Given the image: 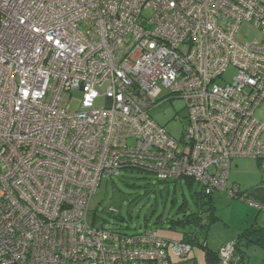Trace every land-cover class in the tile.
I'll return each instance as SVG.
<instances>
[{
  "label": "built area",
  "instance_id": "obj_1",
  "mask_svg": "<svg viewBox=\"0 0 264 264\" xmlns=\"http://www.w3.org/2000/svg\"><path fill=\"white\" fill-rule=\"evenodd\" d=\"M174 99L180 139L151 116ZM263 103L264 0H0V264H194L189 244L91 225L92 199L128 170L226 190L235 159L264 168ZM219 257L239 264L236 243Z\"/></svg>",
  "mask_w": 264,
  "mask_h": 264
},
{
  "label": "rangeland",
  "instance_id": "obj_2",
  "mask_svg": "<svg viewBox=\"0 0 264 264\" xmlns=\"http://www.w3.org/2000/svg\"><path fill=\"white\" fill-rule=\"evenodd\" d=\"M260 39V32L248 24H244L237 35V40L243 44H249L253 40ZM235 74L234 70H229L225 75L226 81L231 83ZM81 101L82 94L75 93L71 102L72 111L80 110ZM96 106L104 108L105 100L100 98L96 102ZM151 116L158 125L165 127L175 138L180 139L186 124V101L182 99L167 101L155 109ZM256 116L260 120L264 119V103ZM251 162L254 163L255 161ZM258 170L260 169H257L254 164H248L244 169L238 171V175L249 178L252 176H247L248 174L255 175ZM261 172L264 173V170ZM150 179L145 180L137 172L131 173L129 171L105 177L92 199L88 215L89 223L91 225L96 224L97 227L103 226L108 230H120L127 233L153 230L166 240L181 241L182 232L170 230V225L167 223L172 219H178L177 210L185 201L188 200L190 207H194L189 187L185 181H180L177 186L169 185L170 190L168 191L163 185L156 186V181ZM154 185L156 187L153 190ZM146 186L150 188L149 195L146 193ZM218 194L215 196L218 214L226 215L228 203L226 205L225 202L229 199ZM112 210H118L119 216L116 218L110 216ZM179 217L181 218V216ZM160 218L161 222L157 223ZM190 257L195 258L200 264H205L204 253L201 248L195 247Z\"/></svg>",
  "mask_w": 264,
  "mask_h": 264
},
{
  "label": "crops",
  "instance_id": "obj_3",
  "mask_svg": "<svg viewBox=\"0 0 264 264\" xmlns=\"http://www.w3.org/2000/svg\"><path fill=\"white\" fill-rule=\"evenodd\" d=\"M251 161L253 160L247 158L235 159L232 162L230 178L227 182L226 190L219 192V194L217 192L213 196L215 207V196L217 194L229 199L225 202L226 205L228 203L226 215L218 214V209L216 207L217 217L219 219L212 225L207 237L208 248L216 253H218L222 247L235 243L238 236L244 230L254 226L264 229V210L257 209L250 205V202H256L264 206V173L261 172L264 168L257 161L254 160V163ZM248 164H254L257 169H260L255 175H247L253 178H244L240 174L238 175V171L244 169ZM236 187L245 200L230 196V191ZM203 253L205 264H223L222 262H210L204 250ZM191 259L195 260L197 264H200L195 258ZM244 263L264 264V247L254 245L248 248L246 250Z\"/></svg>",
  "mask_w": 264,
  "mask_h": 264
},
{
  "label": "trees",
  "instance_id": "obj_4",
  "mask_svg": "<svg viewBox=\"0 0 264 264\" xmlns=\"http://www.w3.org/2000/svg\"><path fill=\"white\" fill-rule=\"evenodd\" d=\"M131 173L137 172L142 175L145 180H151L152 178L155 185H163L168 191L169 185L174 184L177 186L178 182L185 181L189 187L191 199L193 201L194 207L191 208L188 204V200L182 203L177 210L178 219L170 220L167 224L170 225V230H178L182 232L181 242L191 245L192 250L195 247L201 248L206 252V257L210 262L218 263L220 261L219 252L218 253L210 250L207 245V237L209 230L212 225L218 221L217 210L213 201L214 195H206L198 184L192 179H181L177 181H162L155 178L153 175L138 171L128 170ZM127 172V171H125ZM153 190L155 189V186ZM146 193L149 195L150 188L146 186ZM242 196V195H241ZM243 197V196H242ZM244 198V197H243ZM245 200V198H244ZM112 216V217H118ZM181 216V218L179 217ZM161 218L157 223H160ZM94 225V224H93ZM147 231V230H144ZM153 231V230H151ZM141 232V231H139ZM138 232V233H139ZM155 232V231H153ZM136 233V232H135ZM236 243V253L240 258L239 264H245L244 259L246 255V250L251 246H262L264 247V229L260 227H251L244 230L237 238ZM190 262L197 264L195 260L190 258Z\"/></svg>",
  "mask_w": 264,
  "mask_h": 264
}]
</instances>
